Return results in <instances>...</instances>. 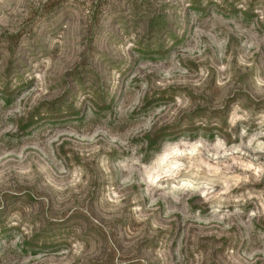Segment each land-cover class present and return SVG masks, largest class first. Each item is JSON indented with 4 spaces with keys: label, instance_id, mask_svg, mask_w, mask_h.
I'll return each mask as SVG.
<instances>
[{
    "label": "rangeland",
    "instance_id": "374dc122",
    "mask_svg": "<svg viewBox=\"0 0 264 264\" xmlns=\"http://www.w3.org/2000/svg\"><path fill=\"white\" fill-rule=\"evenodd\" d=\"M260 133L264 0H0V264H264Z\"/></svg>",
    "mask_w": 264,
    "mask_h": 264
},
{
    "label": "clouds",
    "instance_id": "9594fccd",
    "mask_svg": "<svg viewBox=\"0 0 264 264\" xmlns=\"http://www.w3.org/2000/svg\"><path fill=\"white\" fill-rule=\"evenodd\" d=\"M260 135H264V133H260ZM201 146L202 144L199 142H197L195 145H192V146L185 144L184 147L188 149L187 152L181 151L179 145L173 146L170 152H167L166 154H164L156 162L157 168H156V171L150 174L149 176L150 181L153 183H156L164 176L174 175L175 170L183 168V165L179 162L177 158L185 156V155L195 156L197 154V150ZM223 146H224L223 141H220L218 139L216 147L223 148ZM233 151H238V149H233Z\"/></svg>",
    "mask_w": 264,
    "mask_h": 264
}]
</instances>
